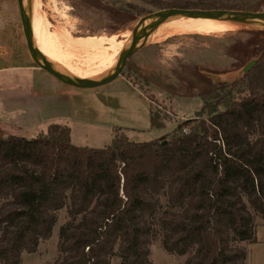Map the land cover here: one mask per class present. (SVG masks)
<instances>
[{
	"label": "trees",
	"instance_id": "trees-1",
	"mask_svg": "<svg viewBox=\"0 0 264 264\" xmlns=\"http://www.w3.org/2000/svg\"><path fill=\"white\" fill-rule=\"evenodd\" d=\"M139 1L159 10L264 8V0ZM106 10L113 27L135 20ZM241 33L225 48L234 71L256 61L240 78L215 82L214 72L188 64L173 72L175 85L158 83L170 98L202 101L169 140L136 143L115 128L107 146L77 147L59 124L32 139L0 136V264L36 253L63 208L71 220L59 229L56 264H152L154 228L183 264H245L256 219L264 221V30ZM166 121L150 109L151 130Z\"/></svg>",
	"mask_w": 264,
	"mask_h": 264
},
{
	"label": "rangeland",
	"instance_id": "rangeland-1",
	"mask_svg": "<svg viewBox=\"0 0 264 264\" xmlns=\"http://www.w3.org/2000/svg\"><path fill=\"white\" fill-rule=\"evenodd\" d=\"M32 1L37 6L41 16V20L38 23H34L35 27L38 25V29H43L46 33L42 32L46 36H51L52 34L65 35L76 42L87 38H113L114 43L103 45V48L98 53L93 49H88L87 51L63 49L65 54L73 61L81 62L82 59V67L93 71L101 68L102 57H107L109 59L107 63L111 65L117 57H115V53L119 51L120 56L126 47L137 22L149 14L160 11L157 7L139 0H96L100 6H93L90 0H85L87 3H83L82 0ZM106 7H112L128 13L134 16L135 20L124 23L120 27H113L114 23L109 20ZM261 12H264V8ZM223 22L228 25L223 31L206 34L187 31V33H177L158 42L150 41L147 38L139 40L120 77L127 75L135 83L136 88L146 96L150 102L151 109L159 113L161 117H165L167 121L164 129L151 130L148 127V118L145 116L147 111L144 113L140 104L123 101L122 103H111L113 112L111 113L113 117L112 126L122 128L124 131L121 132L130 141L136 143L159 141L163 138L169 140L175 135L177 125L188 119H193L195 113L201 109L202 101L199 98H170L167 93L158 87V83H161V85H175L176 80L173 72L179 66L188 64H197L214 72L208 75H211L215 82L229 83L240 78L242 70H233L231 60L225 56V48L231 45L235 39L245 38L243 33H241L242 29L264 30V28L251 26L245 22ZM119 43L123 44L121 50L112 48V45L115 46L114 44ZM0 44L10 49V52L22 50L29 55L17 0H0ZM110 46L111 49H109ZM53 52L55 53L56 51L54 50ZM22 77H25V75L18 72L0 77V81L5 82L7 80L9 83H24L25 79ZM121 87L122 82L116 80L102 89L113 95L120 92ZM38 105L39 102L35 103L36 114ZM66 114L67 119L62 124L71 129L72 144L74 146L100 149L110 143L109 129L96 128L89 124H76L68 117L70 116L69 109ZM76 116L79 117L81 115ZM44 117L42 116L41 120L43 121L37 127L42 130H45V127L49 124ZM51 123L57 124L58 121H52ZM192 125L193 123L184 126V128L188 130ZM130 127H136V131L125 129ZM185 131L183 130V132ZM40 134L38 133L36 137ZM120 134L119 132L118 135ZM113 135H115L114 130ZM70 220L68 209L63 208L60 210L57 213V223L53 228L51 237L39 243L36 253H23L21 264H56L60 259L57 249L58 232L60 227L70 222ZM256 224L264 225V221L257 218ZM256 237L258 244L251 247L246 245V264H264V228L257 229ZM150 260L152 264H183L185 257H177L164 252L160 246L159 230L154 228L150 246ZM110 264H120V259L114 257L111 259Z\"/></svg>",
	"mask_w": 264,
	"mask_h": 264
},
{
	"label": "crops",
	"instance_id": "crops-1",
	"mask_svg": "<svg viewBox=\"0 0 264 264\" xmlns=\"http://www.w3.org/2000/svg\"><path fill=\"white\" fill-rule=\"evenodd\" d=\"M50 60L51 57L48 56ZM60 66L72 71H81L84 68H72L55 60ZM106 68L89 70L88 77L98 76L105 72ZM21 72L25 75L24 83H9L0 81V136L23 137L26 139L35 138L39 133H45L52 121L63 125L66 120V112L70 110L72 122L76 124H89L96 128H106L110 131V142L113 138V117L111 115V103H122L130 101L140 104L148 118L150 128V102L136 87H134L124 77L116 80L122 82L120 92L110 94L105 89L106 86L96 89H80L65 85L54 79L41 69L37 68L30 56L22 50L10 52V49L0 44V77ZM113 82V81H112ZM111 82V83H112ZM38 112L35 111V103H38ZM78 110V112H77ZM45 114V117H44ZM76 115H81L77 117ZM49 123L45 130L37 128L43 120ZM147 126V125H146ZM37 128V130H36ZM136 127L125 128L136 131ZM70 129V128H69ZM111 129V130H110ZM122 129V128H121ZM72 142V131L70 129ZM107 146V145H106ZM105 147V146H104ZM264 228V225H257V229ZM256 243L258 240L256 237ZM255 244H249L252 246ZM246 264V261H245Z\"/></svg>",
	"mask_w": 264,
	"mask_h": 264
},
{
	"label": "bare ground",
	"instance_id": "bare-ground-1",
	"mask_svg": "<svg viewBox=\"0 0 264 264\" xmlns=\"http://www.w3.org/2000/svg\"><path fill=\"white\" fill-rule=\"evenodd\" d=\"M23 7L31 27L33 44L44 65L52 68L56 72L67 73L79 79L99 80L108 77L112 73L114 66L116 65V62L118 60L119 51L115 53L116 54L115 57L116 56L117 57L110 65V67L106 69L105 72H103V74H100L98 76L88 77L90 72L88 69L82 67L81 65L82 59L81 62L73 61V59H71L67 54H65L64 52L65 50L63 49L68 48L69 50L74 49L76 51H81V50L87 51L88 49H93L98 53L103 48V45L105 44L111 45L112 43H114L113 38H108V39L87 38L76 42L75 40H72L71 38H68L65 35L62 36V35L52 34L51 36L50 35L46 36L45 34L46 32L43 31V29L41 28L38 29L37 28L38 25L37 27H35L36 25L34 24V23H38V21L41 20L40 12L37 6L34 5L33 1L31 2V0H23ZM148 23L150 22H147L146 25H148ZM245 23L258 28H264V21H259V22L245 21ZM227 26L228 25L226 22L220 20L192 19L181 16H170L166 20L155 25L151 33H149V28L147 26L144 27L143 29H140V31L137 34V37L138 40L141 39L144 40L145 38H147L150 41L158 42L164 40L167 37H171L177 33H182V32L187 33L188 31L193 33L206 34L216 31H223L226 29ZM42 31L45 33H43ZM114 45L115 46L112 45V48L114 47V49L116 50H121L123 48L122 43L114 44ZM109 49H111V46ZM54 50L56 51L55 53L53 52ZM48 56L51 57L52 59H55L63 63L68 67L84 68V69L78 72L65 69L64 67L60 66L55 60H50ZM91 58L93 59V57ZM108 60L109 59L107 57L101 58L102 64L107 62Z\"/></svg>",
	"mask_w": 264,
	"mask_h": 264
},
{
	"label": "water",
	"instance_id": "water-1",
	"mask_svg": "<svg viewBox=\"0 0 264 264\" xmlns=\"http://www.w3.org/2000/svg\"><path fill=\"white\" fill-rule=\"evenodd\" d=\"M17 5L19 9L20 20L24 32V37L26 40L27 49L36 67L41 69L42 71L53 77L54 79L58 80L59 82L80 89H96L99 87L106 86L115 79H117L121 75V72L124 69L126 62L131 57V55L133 54L136 48V45L139 41L137 34L140 31V29H143L144 27L147 26L149 28V33H151L155 25L166 20L170 16H181L192 19H214L220 21H234V22L264 21V12L253 13V12L225 11V10L201 11V10H183V9L160 10L158 12L149 14L141 18L137 22L136 27L132 30L131 36L128 39V43L126 47L118 57V60L116 62V65L114 66L112 73L108 77L103 79L90 80V79H79L67 73H59L54 71L52 68L44 65L33 44L32 31L28 18L26 16V12L23 7V0H17ZM147 22L150 23L146 25ZM255 63L256 61L253 60L250 61L247 65H245L241 69L242 70L241 76L247 73ZM207 76L211 78V75H207Z\"/></svg>",
	"mask_w": 264,
	"mask_h": 264
},
{
	"label": "built area",
	"instance_id": "built-area-1",
	"mask_svg": "<svg viewBox=\"0 0 264 264\" xmlns=\"http://www.w3.org/2000/svg\"><path fill=\"white\" fill-rule=\"evenodd\" d=\"M185 131V130H184Z\"/></svg>",
	"mask_w": 264,
	"mask_h": 264
}]
</instances>
